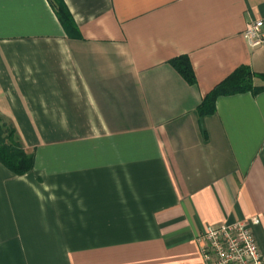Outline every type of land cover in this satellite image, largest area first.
I'll use <instances>...</instances> for the list:
<instances>
[{"label":"crops","instance_id":"1","mask_svg":"<svg viewBox=\"0 0 264 264\" xmlns=\"http://www.w3.org/2000/svg\"><path fill=\"white\" fill-rule=\"evenodd\" d=\"M63 1L75 37L48 0H0V122L35 153L0 164V264H204L206 228L254 218L264 258V93L198 113L264 75V0Z\"/></svg>","mask_w":264,"mask_h":264},{"label":"trees","instance_id":"2","mask_svg":"<svg viewBox=\"0 0 264 264\" xmlns=\"http://www.w3.org/2000/svg\"><path fill=\"white\" fill-rule=\"evenodd\" d=\"M58 21L71 36H76L77 27L63 0H48ZM174 68L189 83L195 84L194 74L185 60L176 61ZM264 78V75L252 73L248 69H239L227 80L209 93L198 107L200 117L212 116L216 112V100L221 96H233L251 93L254 96L264 93V87H255L253 79ZM0 164L13 175L22 177L35 168V153L27 152L19 142L13 128L0 122Z\"/></svg>","mask_w":264,"mask_h":264},{"label":"built area","instance_id":"3","mask_svg":"<svg viewBox=\"0 0 264 264\" xmlns=\"http://www.w3.org/2000/svg\"><path fill=\"white\" fill-rule=\"evenodd\" d=\"M264 23L249 24L243 38L252 49L264 45ZM260 225V220L208 227L200 236L199 250L204 264H264L251 227Z\"/></svg>","mask_w":264,"mask_h":264}]
</instances>
